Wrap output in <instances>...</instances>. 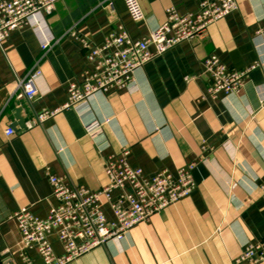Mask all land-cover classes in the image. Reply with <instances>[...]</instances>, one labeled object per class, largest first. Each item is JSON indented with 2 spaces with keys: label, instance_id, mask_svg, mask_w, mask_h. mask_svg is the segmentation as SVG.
Here are the masks:
<instances>
[{
  "label": "crops",
  "instance_id": "0c3cea01",
  "mask_svg": "<svg viewBox=\"0 0 264 264\" xmlns=\"http://www.w3.org/2000/svg\"><path fill=\"white\" fill-rule=\"evenodd\" d=\"M202 1L141 0L146 19L137 24L123 0H112V7L108 0H59L48 18L59 44L42 51L24 29L0 47V263L24 264L10 218L28 208L44 219L57 206L48 174L98 191L108 184V159L123 149L130 166L149 179L194 164L197 190L123 241L70 264H234L247 243L264 239V0H237L238 10L212 25L206 38L182 43L137 71L131 91L98 93L79 111L37 123L42 112L67 103L69 84L87 67L70 31L101 46L123 26L141 40L166 22L168 9L193 15ZM213 56L229 69L257 67L241 91L213 100L204 67ZM37 69L38 97L19 99L17 80ZM50 242L61 255L57 236ZM28 254L42 264L36 251Z\"/></svg>",
  "mask_w": 264,
  "mask_h": 264
},
{
  "label": "built area",
  "instance_id": "2783aa9c",
  "mask_svg": "<svg viewBox=\"0 0 264 264\" xmlns=\"http://www.w3.org/2000/svg\"><path fill=\"white\" fill-rule=\"evenodd\" d=\"M59 0H0V47L12 33L30 29L38 39L42 51L59 44L50 31L48 18L54 13ZM112 7V0H108ZM131 19L139 24L146 15L141 0H123ZM237 0H204L195 14H179L174 8L167 10V20L141 40H133L123 26L106 37L101 46L93 45L76 31L72 38L80 41L85 51L87 67L80 79L68 87L67 103L54 111H44L37 117L42 124L65 110L79 111L98 93L131 91L137 71L166 52L185 42L204 39L209 28L238 10ZM211 77L208 94L213 100L241 91L250 73L227 68L218 57L204 61ZM40 70L17 80L18 98L36 99V84ZM34 124H29L32 127ZM8 137L14 130L6 132ZM107 148V147H106ZM130 152L123 149L112 155L105 167L108 184L98 191L71 187L61 177L48 174L52 195L57 206L46 218L35 217L28 208H22L10 220L17 223L20 233L19 256L24 264H34L28 252L36 251L42 264H70L90 252L105 247L112 241H123L138 225L153 216L189 198L196 190L193 172L195 165L181 169L177 174L161 171L149 179L142 169L130 166ZM264 193V186H262ZM109 209L112 218L107 215ZM56 235L63 248L58 255L50 237ZM264 263V239L247 243L234 264Z\"/></svg>",
  "mask_w": 264,
  "mask_h": 264
},
{
  "label": "water",
  "instance_id": "95a60500",
  "mask_svg": "<svg viewBox=\"0 0 264 264\" xmlns=\"http://www.w3.org/2000/svg\"><path fill=\"white\" fill-rule=\"evenodd\" d=\"M17 113H19V111H17ZM17 119L20 121L19 125L24 128L25 127V124H26L25 121L24 120H21L20 117H17ZM0 264H14V263H12L9 260H6V261H4V262H2Z\"/></svg>",
  "mask_w": 264,
  "mask_h": 264
}]
</instances>
